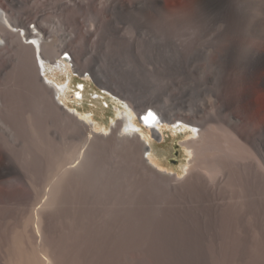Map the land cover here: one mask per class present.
<instances>
[{"label": "bare ground", "instance_id": "bare-ground-1", "mask_svg": "<svg viewBox=\"0 0 264 264\" xmlns=\"http://www.w3.org/2000/svg\"><path fill=\"white\" fill-rule=\"evenodd\" d=\"M5 2L7 9L0 8V35L4 39L0 40V48H7L0 53V223L4 224H0V245L4 249L0 264H162L170 261L160 252L154 254L153 247L137 246L134 236L136 223L131 213L137 206L144 207L148 214H154L155 208L159 209L157 213L168 212L171 222L179 224L186 235L199 234L201 248L210 244L219 251L220 255L216 257L203 255V260L223 264L264 262V118L253 127L248 122L244 123L234 111L240 102V97L234 96L235 91L247 85L264 89V33L261 37L256 36L260 37L258 44L251 46L249 56L243 61L235 51L242 40L233 34L234 37L224 44L220 54L227 57L226 75L218 85L215 113L212 115L202 111V115L194 118L174 115L166 104L143 101L134 92L126 91L95 73L102 87L125 99L133 109H130L132 114L119 107L116 109V116L120 119L110 136L119 143L121 156L118 159L131 169L139 173L146 170L167 181L172 179L167 159H161L154 153L150 134L153 132L154 137L164 142L166 137L160 130L167 127L166 123L175 128L177 122H183L190 127V132L185 133L187 140L181 143L182 155L189 158L183 169L188 175L186 183L181 187L169 183L167 187L171 197L163 201L162 206L152 203L158 200L149 199L160 194L156 193L157 190L155 192L156 187L153 190L157 195L154 196L149 195L146 190L149 187H145L144 194L133 196L131 210L121 212L114 208L105 214L90 207L87 199L90 187L85 180L95 167L94 149L99 151L103 147L101 143L92 145L90 142L99 134L106 137L107 127H101V122L95 117L98 113L81 111L64 101L72 90L74 77L70 73L68 58L62 56L73 52L75 65L85 66L86 51L78 42L72 41H67L60 50L52 23H42V20L33 30L29 26L30 21H38L42 17H32L31 14L20 17L16 23L13 19L16 15L14 0ZM112 2L130 7L139 2L159 4L160 0ZM204 3L211 10L223 8L225 0H204ZM81 7L75 10H81ZM231 27L237 29L234 24ZM90 35L89 30L85 31L84 40L87 41ZM48 72L54 77L51 78ZM58 73L66 74L67 81L62 82ZM25 78L35 83L36 92L43 104L52 110L51 115L62 116L63 113L73 131L82 135L89 132L84 142L86 149L77 158L60 163L56 179L46 183L42 196L37 189L39 163L28 171L22 167L19 139L25 128L22 120ZM77 98L84 100V94L78 93ZM148 111H152L153 116L156 114L158 119L149 125L141 120ZM133 114L135 118L138 115L140 124ZM38 118L29 117L28 127L39 142L55 143V136L44 129ZM98 128H103L104 133H99ZM173 135L176 136L177 131ZM68 164L71 166L67 167ZM110 171H101L103 178L116 181L123 174V171L122 174ZM77 174L82 176L77 177ZM180 179L176 178V182ZM159 198L163 199L161 195ZM73 205L79 209L75 211ZM23 210L29 211L30 215L22 226L17 225L14 219ZM128 214L130 218L127 216V219Z\"/></svg>", "mask_w": 264, "mask_h": 264}, {"label": "rangeland", "instance_id": "rangeland-1", "mask_svg": "<svg viewBox=\"0 0 264 264\" xmlns=\"http://www.w3.org/2000/svg\"><path fill=\"white\" fill-rule=\"evenodd\" d=\"M14 4V22L17 23L20 17H27L29 14L32 17L41 16V20L32 19L29 26H36L42 20V23H52L60 50L67 41H72L78 42L86 51L85 66L77 63L75 65L73 52L65 53L69 55L68 59L64 57L65 54L62 56L71 64L70 73L74 77L72 90L64 101L81 111L98 113L95 117L101 122V127H107L106 137L99 134L90 142L92 145L101 143L103 147L99 151L94 149L96 168L94 167L85 180V184L90 187L87 198L90 207L105 214L111 213L114 208L121 212L131 210L133 196L144 194L146 190L149 195L153 194L151 196L160 193L156 194L158 199L155 198L157 196H148L152 201L158 200L152 203L156 202L154 204L162 206V202L171 197L167 187L169 183L178 187L186 183L188 175L183 169L188 165L189 158L182 155L181 143L187 140L185 133L190 132V127L183 125V122H177L175 128L166 123L167 127L160 130L166 137L164 142L154 137L153 132L150 134L155 155L167 159L174 180L167 181L146 170L145 174L131 169L119 160V143L110 139L112 129L116 128L120 119L116 116V109L119 107L122 111L128 110L132 114L131 104L102 87L95 73L112 83H117L126 91L134 92L143 101L152 100L166 104L174 115L194 118L202 115L201 111L212 115L215 113L218 85L226 75L227 57L226 54L224 57L220 54L224 44L234 37L233 34L242 40L240 47L235 51L238 52L237 57L243 61L249 56L250 48L255 47V43L258 44V39L264 33V0H225L223 8L211 10L207 8L204 0H160L159 4L144 5L139 2L138 5L130 7L120 6L112 0H14ZM79 6L82 7L77 12L75 9ZM0 8L7 9L5 0H0ZM232 24L237 29L231 27ZM88 30L91 35L85 41L83 35ZM1 36L0 40H4ZM65 38L67 39L64 40ZM5 49L7 50L5 46L0 48V53ZM58 74L62 82L67 81L66 74ZM48 75L54 77L50 72ZM24 81L25 103L22 120L25 128L22 129L19 139L22 147V167L28 171L39 163L40 182L37 189L42 196L46 183L56 179L60 163L71 160L72 157L77 158L86 149L84 142L89 132L82 135L73 131L63 113L62 116L51 115L52 110L43 104L39 93L36 92L35 83L26 78ZM81 85H84V89L80 88ZM235 92L234 96L240 97L239 104L234 108L236 115L244 123L257 126L264 118V89L247 85ZM78 93L84 94V100L77 98ZM56 100L61 102L59 97H56ZM100 115L104 116V119L99 118ZM32 116L39 117L44 129L55 136V143L39 142L33 130L28 127V118ZM133 116L135 118V114ZM113 119L115 122H112ZM135 119L140 124L138 115ZM174 131H177L176 136L173 135ZM200 131L199 128L198 132ZM98 132L104 133V129L100 128ZM145 158L148 159L147 154ZM70 166L68 164L67 167ZM108 169L118 174L123 171V174L119 175L116 181L105 177L104 179L101 171L108 173ZM79 175L82 176L77 174V177ZM176 178H181V181L176 182ZM155 187L156 193L153 190ZM135 191L137 193H134ZM159 195L163 199H160ZM166 195L168 197L165 198ZM73 208L77 211L79 206L73 205ZM155 209L154 214H148L144 207L137 206L131 212L136 223L134 236L137 246L153 247L154 254L161 253L160 255L170 258V261L162 264H223L203 260V255L212 258L220 255L219 251L210 244L201 248L199 234L186 235L179 224L171 222L168 212L160 214L157 213L159 209ZM29 215V211H20L14 221L22 226ZM127 216L130 218L129 214ZM53 220L51 219V222ZM28 230L31 231L32 227H28ZM3 255L4 249L0 245V257Z\"/></svg>", "mask_w": 264, "mask_h": 264}, {"label": "water", "instance_id": "water-1", "mask_svg": "<svg viewBox=\"0 0 264 264\" xmlns=\"http://www.w3.org/2000/svg\"><path fill=\"white\" fill-rule=\"evenodd\" d=\"M67 58H69V57H67ZM80 88H82V85ZM149 114H151V115H149ZM154 115L155 116H153L152 111H148L146 116L145 115L141 116V120H143V122H145V124L149 125L151 122L153 124V122L155 123L158 120L156 114H154Z\"/></svg>", "mask_w": 264, "mask_h": 264}, {"label": "built area", "instance_id": "built-area-1", "mask_svg": "<svg viewBox=\"0 0 264 264\" xmlns=\"http://www.w3.org/2000/svg\"><path fill=\"white\" fill-rule=\"evenodd\" d=\"M31 29H33V30L35 29V25L34 24L31 25ZM64 57H69V55L65 54Z\"/></svg>", "mask_w": 264, "mask_h": 264}, {"label": "snow or ice", "instance_id": "snow-or-ice-1", "mask_svg": "<svg viewBox=\"0 0 264 264\" xmlns=\"http://www.w3.org/2000/svg\"><path fill=\"white\" fill-rule=\"evenodd\" d=\"M149 115H151V114H149Z\"/></svg>", "mask_w": 264, "mask_h": 264}]
</instances>
